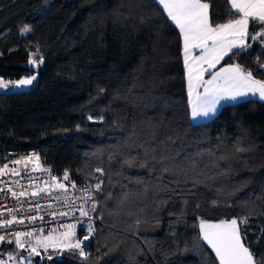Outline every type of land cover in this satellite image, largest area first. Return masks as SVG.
<instances>
[{
    "label": "trees",
    "instance_id": "1",
    "mask_svg": "<svg viewBox=\"0 0 264 264\" xmlns=\"http://www.w3.org/2000/svg\"><path fill=\"white\" fill-rule=\"evenodd\" d=\"M205 2L213 25L239 18L229 0ZM262 27L250 21L249 34ZM248 42L247 53L220 66L236 63L264 80V47ZM40 59L36 70L30 61ZM34 74L33 89L0 91V167L34 153L58 176L102 191L86 256L33 262L206 264L214 254L199 223L241 217L246 246L264 260V102L225 104L193 123L182 37L156 0H0V78ZM138 144L174 157L186 174L122 169L125 157L143 155ZM7 247L16 245L0 242V253Z\"/></svg>",
    "mask_w": 264,
    "mask_h": 264
},
{
    "label": "snow or ice",
    "instance_id": "2",
    "mask_svg": "<svg viewBox=\"0 0 264 264\" xmlns=\"http://www.w3.org/2000/svg\"><path fill=\"white\" fill-rule=\"evenodd\" d=\"M162 6L169 20L178 28L182 37V57L186 69V87L189 94L190 114L193 118L205 116L217 111V105L221 102L225 103H243L250 99H256L264 102V80L257 79L250 70L243 69L239 64H230L221 67L219 71L212 72L216 65L220 63L226 56L237 53H247L252 47L249 39L258 41L261 47H264V27L254 34H249L248 26L250 21L264 25V0H229L230 9L234 14L239 15L238 19L229 20L226 23L215 24L210 21V4L205 0H156ZM22 32L30 31L29 26L21 29ZM195 49H199V55H193ZM42 63V60L40 61ZM30 63L36 64V60ZM257 63L261 69L264 64ZM208 73L210 79L205 80L204 74ZM36 76L30 78H22L14 83L17 86L31 85ZM9 82H4L0 78V88H8ZM203 88V91L198 89ZM103 92V89L100 90ZM92 119V117H89ZM103 119V117H100ZM155 134L150 139L155 140ZM143 149V155L127 156L121 162V168H140L155 171L156 165H161L160 171L180 175L186 174V169L181 162H176L175 158L155 155L156 149L146 144L133 145ZM237 151H246V149L237 148ZM226 159V157H220ZM15 163H20L16 161ZM189 169L195 170V163H191ZM7 168V165H5ZM97 171H102L97 169ZM0 174L3 170L0 169ZM19 175V173H13ZM55 179V177L53 178ZM67 179V173L65 174ZM136 184H142L143 180L136 178ZM102 183V181H101ZM75 186V185H73ZM64 188L63 184L59 185ZM97 191H102L101 184L93 186ZM11 191V190H10ZM87 191V189H85ZM38 194V193H33ZM13 197L16 193H12ZM21 196L25 193H20ZM89 199H92L90 196ZM92 211H95V203L93 200ZM215 203V202H213ZM39 207V205H37ZM12 211V210H9ZM3 213H0L2 215ZM81 216H87L88 213L80 209ZM55 215V213L53 214ZM61 215H65L61 213ZM30 219H35L30 218ZM43 219V217H41ZM23 223L22 220L17 221L15 218L10 221L0 222V227ZM248 222V217H241L239 222L236 218L230 221H221L219 223H210L201 221L198 225L200 229V239L212 250L214 256L206 257V264H257L254 260L253 253L246 246V234L241 232V225ZM139 223V221H137ZM66 231L61 234L59 239L53 234H49L43 238L36 239V246H30L31 250L26 257H21L27 261V264H33L32 256H39L38 248L53 251L79 250V255L84 257L83 241L77 239L71 240L73 235L71 229L75 225H67ZM94 231L91 223L88 224L89 235ZM32 232L15 233V243L19 248H25V242L22 237L32 236ZM89 236H85L87 241ZM6 237L0 236V242H4ZM182 252L190 251L185 247ZM51 260L53 257H47ZM259 264H264L261 260Z\"/></svg>",
    "mask_w": 264,
    "mask_h": 264
},
{
    "label": "built area",
    "instance_id": "3",
    "mask_svg": "<svg viewBox=\"0 0 264 264\" xmlns=\"http://www.w3.org/2000/svg\"><path fill=\"white\" fill-rule=\"evenodd\" d=\"M54 177L64 180L63 176H58L53 171L51 165L19 175L0 176V213H3L0 215V222L10 221L13 218L23 221V223L13 222L7 227H0V236L8 238L15 236L17 232L35 234L42 231L64 229L67 225H75L86 233L78 238L83 241L82 246H85L84 237L89 236L90 239L88 224L91 223L94 229L101 223L98 216V191L92 185L79 186L68 179L59 183V185L65 186L62 189L59 185L52 184ZM13 192L16 193L15 197L12 195ZM22 192L25 195L21 196ZM33 193L38 194L34 195ZM90 196L92 199H89ZM93 200L96 201L95 211H92ZM80 209L86 211L88 215L81 216ZM54 213L55 215H53ZM61 213L65 215H61ZM33 217L35 219H30ZM29 237L25 236V238ZM58 254L59 251L48 249L44 255L47 258L49 255ZM21 264H27V262ZM33 264L51 263L46 261L33 262Z\"/></svg>",
    "mask_w": 264,
    "mask_h": 264
},
{
    "label": "rangeland",
    "instance_id": "4",
    "mask_svg": "<svg viewBox=\"0 0 264 264\" xmlns=\"http://www.w3.org/2000/svg\"><path fill=\"white\" fill-rule=\"evenodd\" d=\"M34 66V65H33ZM205 80L207 79H210V77H204ZM4 82H9V86L8 88L4 89V88H0V91H19V90H22L23 88H29L30 85H27V86H23V85H20V86H17L15 85L14 83H11V82H15V81H11V80H4ZM202 92V91H201ZM189 96V95H188ZM221 108H219L220 110ZM219 110L217 111V114L219 113ZM209 119V118H208ZM16 161H20V163H15ZM5 165H7V168H5ZM3 165L2 167H0V169L3 170V174H0V176H7V175H15L13 173H19V174H23V173H27V172H31V171H34V170H37V169H41L45 166H47L46 164H44V162L38 157V155L34 154V153H30L29 155L27 156H24V157H20V158H16V159H13L12 161H10L9 163ZM96 175L98 174L100 177H101V171H96ZM64 180L62 179H52V184L53 185H59V183H63L65 182V176L63 178ZM97 179V177H96ZM95 179V180H96ZM95 184H93L92 186H94ZM202 221H205V222H210V223H213V222H221V221H206V220H202ZM67 229L64 228V229H55V230H48V231H42V232H37L35 234H33L32 236H30L29 238H25V237H22V240L25 242V248L21 249L18 247V245L15 243V237H12V238H6L5 240V243L9 242L10 240H13V242L15 243L16 247L15 248H4L3 251H1L0 253V264H21L23 262H27L26 260L24 259H21V257H26L28 255V252L31 250V247L30 246H36V239L37 238H43L47 235H49L50 233L53 234V236L57 239H59L61 237V234L63 232H65ZM73 235L71 237V240L74 242L75 240H77L79 237V233H78V228L77 227H74L73 229H71ZM91 237L92 235H90V239H88L89 241L87 242L86 241V245L87 246L90 241H91ZM84 246V247H85ZM38 251L40 253L39 256L43 257L45 256V251L44 249H40L38 248ZM64 251H77V250H67V249H64L62 251H59V254L58 255H61ZM36 255H33L32 256V261L33 259L35 260Z\"/></svg>",
    "mask_w": 264,
    "mask_h": 264
},
{
    "label": "crops",
    "instance_id": "5",
    "mask_svg": "<svg viewBox=\"0 0 264 264\" xmlns=\"http://www.w3.org/2000/svg\"><path fill=\"white\" fill-rule=\"evenodd\" d=\"M161 6V5H160ZM162 7V6H161ZM210 13V12H209ZM238 19V18H237ZM250 24V23H249ZM263 27H264V25H263ZM261 29H259L257 32H259ZM248 32H249V26H248ZM256 32V33H257ZM253 42H258V41H253ZM193 55H199V49H195L194 50V52H193ZM227 57V56H226ZM225 57V58H226ZM224 58V59H225ZM223 59V60H224ZM223 60H221L220 61V63L219 64H217L216 65V68L215 69H211L210 71H212V72H216V71H219V69L221 68V67H225V66H227V65H224V66H220V64H221V62L223 61ZM236 64V63H235ZM228 65H230V64H228ZM209 77V75H208V73H205L204 74V77ZM6 81H8V80H6ZM25 89H29V88H25ZM198 91H203V88H200V89H198ZM189 95V94H188ZM190 99V98H189ZM225 104H232V103H225V102H221V104H219V105H217V111L219 110V108H221L223 105H225ZM217 111L215 112V113H210L207 117H205V116H200V117H196V118H193L192 116H191V118H192V121H193V123H195V124H197V123H200V122H203V121H207V120H209V119H211V118H213V117H215L216 115H217ZM220 111V110H219ZM209 118V119H208ZM213 223H218V222H213Z\"/></svg>",
    "mask_w": 264,
    "mask_h": 264
},
{
    "label": "water",
    "instance_id": "6",
    "mask_svg": "<svg viewBox=\"0 0 264 264\" xmlns=\"http://www.w3.org/2000/svg\"><path fill=\"white\" fill-rule=\"evenodd\" d=\"M42 60V63L40 62ZM44 64V60L40 59L39 61H37L36 64H34V69L38 70L40 67H42ZM33 76H36V79L33 81V83L30 85L29 89H33L36 85H37V81H38V74H34Z\"/></svg>",
    "mask_w": 264,
    "mask_h": 264
},
{
    "label": "bare ground",
    "instance_id": "7",
    "mask_svg": "<svg viewBox=\"0 0 264 264\" xmlns=\"http://www.w3.org/2000/svg\"><path fill=\"white\" fill-rule=\"evenodd\" d=\"M84 245H86V241L84 242Z\"/></svg>",
    "mask_w": 264,
    "mask_h": 264
}]
</instances>
